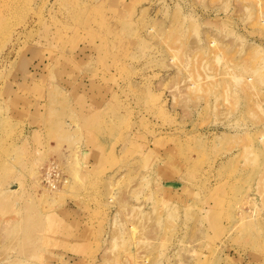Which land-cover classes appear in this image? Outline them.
<instances>
[{
    "label": "rangeland",
    "instance_id": "obj_1",
    "mask_svg": "<svg viewBox=\"0 0 264 264\" xmlns=\"http://www.w3.org/2000/svg\"><path fill=\"white\" fill-rule=\"evenodd\" d=\"M0 264H264V0H0Z\"/></svg>",
    "mask_w": 264,
    "mask_h": 264
},
{
    "label": "built area",
    "instance_id": "obj_2",
    "mask_svg": "<svg viewBox=\"0 0 264 264\" xmlns=\"http://www.w3.org/2000/svg\"><path fill=\"white\" fill-rule=\"evenodd\" d=\"M56 168L55 166L51 167L44 173V179L47 181L48 187L52 189L57 188L60 184V174Z\"/></svg>",
    "mask_w": 264,
    "mask_h": 264
}]
</instances>
